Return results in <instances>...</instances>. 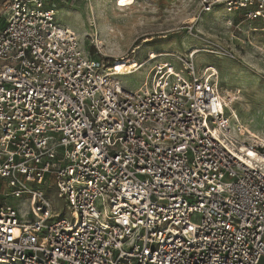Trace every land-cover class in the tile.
Instances as JSON below:
<instances>
[{"label":"built area","instance_id":"obj_1","mask_svg":"<svg viewBox=\"0 0 264 264\" xmlns=\"http://www.w3.org/2000/svg\"><path fill=\"white\" fill-rule=\"evenodd\" d=\"M199 5L264 22V0ZM56 15L0 0V264H264V144L216 68L189 49L114 75Z\"/></svg>","mask_w":264,"mask_h":264},{"label":"rangeland","instance_id":"obj_2","mask_svg":"<svg viewBox=\"0 0 264 264\" xmlns=\"http://www.w3.org/2000/svg\"><path fill=\"white\" fill-rule=\"evenodd\" d=\"M199 1L51 0V4L57 10L58 23L77 35L88 56L108 67H123L129 61L136 66L149 53L199 50L196 69L216 68L221 94L234 99L230 110L249 137L264 140V22L248 20L240 12L228 14L222 7L199 15ZM145 39L149 41L143 42ZM165 60L176 71L180 69L171 59ZM152 65L118 80L124 88L136 89ZM41 189L59 201L55 190ZM97 209L102 207L97 205ZM63 214L61 210L60 216Z\"/></svg>","mask_w":264,"mask_h":264},{"label":"bare ground","instance_id":"obj_3","mask_svg":"<svg viewBox=\"0 0 264 264\" xmlns=\"http://www.w3.org/2000/svg\"><path fill=\"white\" fill-rule=\"evenodd\" d=\"M116 4H118V2L116 1ZM147 41H149V39H145L143 42H147ZM150 57L152 58V59H154V58H157V55H155V54H151L150 55ZM115 64V63H114ZM123 64V63H122ZM131 64H132V61H129L128 63H126L123 67H118L117 66V64L116 65H114V66H112V67H109V71H113V72H115L114 73V75H122L121 74V72L124 70V69H126V70H131L132 68H134V67H136L138 64H136V66H131ZM231 105V104H230ZM229 105V106H230ZM246 133V132H245ZM249 134V133H248ZM250 135V134H249ZM251 136H254L257 140H259L261 143H263L264 144V140L263 139H261V138H258L257 136H255V135H251ZM248 151V155L249 156H255V153L254 152H252V151H250V150H247ZM250 153H251V155H250Z\"/></svg>","mask_w":264,"mask_h":264},{"label":"snow or ice","instance_id":"obj_4","mask_svg":"<svg viewBox=\"0 0 264 264\" xmlns=\"http://www.w3.org/2000/svg\"><path fill=\"white\" fill-rule=\"evenodd\" d=\"M250 155H251V153H250Z\"/></svg>","mask_w":264,"mask_h":264}]
</instances>
